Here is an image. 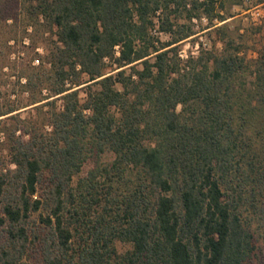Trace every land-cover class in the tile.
I'll return each mask as SVG.
<instances>
[{"label": "trees", "instance_id": "trees-1", "mask_svg": "<svg viewBox=\"0 0 264 264\" xmlns=\"http://www.w3.org/2000/svg\"><path fill=\"white\" fill-rule=\"evenodd\" d=\"M8 2L0 0L1 73L17 68L9 44L28 29ZM23 7L34 31L55 40L17 74L28 104L0 109L15 166L0 172V264H26L36 213L47 264H264V48L256 62L232 40L187 60L178 48L198 34L194 20L207 29L228 20L222 2ZM47 105L50 132L17 113ZM106 154L112 161L100 163ZM118 242L131 249L120 254Z\"/></svg>", "mask_w": 264, "mask_h": 264}, {"label": "rangeland", "instance_id": "rangeland-1", "mask_svg": "<svg viewBox=\"0 0 264 264\" xmlns=\"http://www.w3.org/2000/svg\"><path fill=\"white\" fill-rule=\"evenodd\" d=\"M220 1L222 2L220 14L225 15L228 20L224 23L214 21L217 26L210 29H207V27L211 26L208 20H194L193 28L198 34L178 44L181 58L184 60L190 57L197 58L203 52L210 51L221 53L227 43L232 40L234 42L232 48L240 49L239 55L242 58H245L248 62H256L264 48V0ZM23 3L24 0H9L7 6L8 14L12 13L13 18L18 17L21 20V27L24 29L25 26L28 29L23 42L16 45L14 41H11L9 44L14 46L10 61L17 62L18 64H15L17 68H12L14 64L11 63V66L5 68L2 73L0 71V109L2 110H6L11 106L23 108L28 104L29 94L25 93L22 87L24 80L22 79L20 83L17 74L24 65H30L34 62L33 65L38 66L39 57L42 58L46 54V46H51L55 40L54 36L44 35L42 30L34 31V20L27 18L22 13L23 9H25ZM12 22L10 21L9 24ZM225 23L227 24L224 25ZM218 28L220 29L218 30ZM160 37L163 42L171 40V37L167 34H160ZM2 40L4 41V37L0 33V41ZM228 46L230 47L231 45L229 44ZM0 50L4 51L3 53L5 54L6 47H1ZM249 78H251L249 75H245L238 81L244 82ZM80 97L82 100L86 98L84 91L80 92ZM63 105V100L58 99L56 102L57 110L62 111ZM52 109L50 105L40 109L33 106L22 109L17 113L25 124L33 123L37 129L43 128L45 132H50L52 127L49 125V117ZM10 124L11 121L7 122L6 125L9 127ZM1 128L3 127L0 126V172L2 170L6 172L7 170H14L15 166L10 164L11 157L6 145L3 143L4 134L1 132ZM112 159V155L106 154L101 157L100 163H108ZM97 161H99L97 157L90 158L84 165L79 177L86 176L95 167ZM40 188V192L44 190V186ZM47 233L48 231L40 223V213L34 214L30 223L31 244L25 259L26 264H47L42 249V241L48 236ZM116 246L120 254H124L131 249V245L121 242H118Z\"/></svg>", "mask_w": 264, "mask_h": 264}]
</instances>
